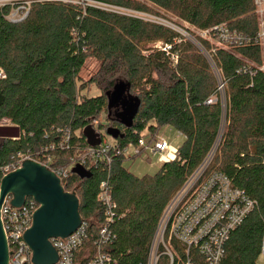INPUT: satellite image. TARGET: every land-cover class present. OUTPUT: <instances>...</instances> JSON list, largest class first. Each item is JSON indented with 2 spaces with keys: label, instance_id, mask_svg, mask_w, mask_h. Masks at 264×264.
<instances>
[{
  "label": "trees",
  "instance_id": "obj_1",
  "mask_svg": "<svg viewBox=\"0 0 264 264\" xmlns=\"http://www.w3.org/2000/svg\"><path fill=\"white\" fill-rule=\"evenodd\" d=\"M103 1L150 11L137 0ZM147 1L199 30L227 23L250 41L216 44L212 52L207 40L196 37L208 57L164 24L99 8L83 11L76 4L36 2L27 18L12 22L6 17L10 7H0V181L1 167L12 156L60 141L69 130L71 146L53 153L52 166L70 169L65 189L79 197L89 242L103 222L97 195L100 183L107 181L117 206L115 237L104 250L110 264H140L148 258L171 198L216 146L209 171L224 173L257 202L232 231L220 264H264V72L257 68L264 51L256 39L260 17L255 0ZM159 41L169 48L150 46ZM89 57L100 67L85 81L80 72ZM119 81L139 100L131 126L122 123V106L109 108L108 94ZM91 84L97 94H89ZM212 96L217 100L207 103ZM88 125L101 139L109 126L120 128L124 137L115 142L122 151L142 136L154 138L165 126L180 133L183 142L177 158L154 174L129 171L123 152H113L109 164L82 165L79 159L90 147L83 135Z\"/></svg>",
  "mask_w": 264,
  "mask_h": 264
},
{
  "label": "built area",
  "instance_id": "obj_2",
  "mask_svg": "<svg viewBox=\"0 0 264 264\" xmlns=\"http://www.w3.org/2000/svg\"><path fill=\"white\" fill-rule=\"evenodd\" d=\"M36 2L76 4L80 5L83 11L88 7H94L162 24L147 12L106 3L103 0H0V7L9 6L7 19L19 22L27 18L31 5ZM255 4L260 17V28L256 39L260 41L264 51V0H255ZM199 37L210 43L212 52H215L217 45L241 46L250 41L247 35L227 23L201 29ZM191 40L198 42L195 37H191ZM158 47L164 50L169 48L165 44ZM173 58L177 61V56ZM257 68L264 72V58ZM218 91L223 97L224 83L221 80H219ZM216 100L217 97L212 96L207 103H213ZM104 134L105 137L101 139L100 144L87 148L86 153L79 159V163L82 165L109 164L113 152H123L126 155L129 147H133L134 156H139L143 152L157 155L160 165L178 156V147L169 143L161 135H156L154 138L150 135L142 136L137 145L129 146L122 151L117 147L115 139L110 136L108 138L106 131ZM70 146L71 132L67 130L60 141L51 142L32 152H19L12 156L9 162L1 167L3 176L20 168L25 160L30 159L53 171L60 178L65 189L64 180L68 178L70 169L53 167V153L57 149H69ZM215 149L216 146L210 150L202 163L171 198L152 239L148 258L146 262L140 264H220L232 231L243 223L255 209L257 202L243 189L236 187L224 173L209 171ZM97 199L104 210V218L97 238L89 242L88 222L84 220L69 236L51 238L50 241L57 251L58 258L54 264H110L112 261L110 254L104 248L115 237L112 224L116 219L117 205L112 198L107 181L100 183ZM10 200V196L6 197V202H3L0 208L8 245L9 264H34L33 253L25 241L24 234L31 227L33 215L39 204L29 197L21 207H13ZM261 257L264 262V239Z\"/></svg>",
  "mask_w": 264,
  "mask_h": 264
},
{
  "label": "water",
  "instance_id": "obj_3",
  "mask_svg": "<svg viewBox=\"0 0 264 264\" xmlns=\"http://www.w3.org/2000/svg\"><path fill=\"white\" fill-rule=\"evenodd\" d=\"M203 52L199 42H194ZM163 45V42L153 43V47ZM208 56V54H206ZM209 57V56H208ZM109 108L123 107L122 123L131 126L132 119L139 105V100L129 95V85L125 81L115 84L108 94ZM106 134L113 139L123 138L120 128L109 126ZM90 146L101 142L100 133L92 125L83 129ZM10 196L13 207H21L27 198H33L39 207L33 215L31 227L24 234L25 241L32 250L34 264H54L57 261V251L50 239L67 237L81 225L80 200L75 191H66L60 178L45 165L25 160L22 166L6 175L0 181V208L6 197ZM0 264H9L8 245L2 225L0 209Z\"/></svg>",
  "mask_w": 264,
  "mask_h": 264
},
{
  "label": "rangeland",
  "instance_id": "obj_4",
  "mask_svg": "<svg viewBox=\"0 0 264 264\" xmlns=\"http://www.w3.org/2000/svg\"><path fill=\"white\" fill-rule=\"evenodd\" d=\"M137 1H140L141 3L145 4L150 8V11H148L147 13L151 14L155 20L162 22V24L174 29L175 31L181 33L183 36H186L189 39H191V37L192 38L199 37V29L194 25H191L190 23L178 18L173 13L158 7L157 5L153 4L150 1L147 0H137ZM150 46L153 47V43ZM156 48L159 47L157 46ZM99 67H100V62L94 57H89L87 58L80 72V76L85 81H88L92 76H94L97 73ZM89 90H90L89 94L98 93V90L94 87L93 84L89 85ZM105 118L106 116L103 115L100 118V121L105 123L106 122ZM143 133H146V131H144ZM160 133L164 138L167 139L169 143H171L175 147H179L180 144L183 142V136L180 135L171 126L164 127ZM106 136L110 138L108 135ZM133 151H134L133 147H129L126 150L127 158L125 160V166L129 171L134 172L135 174L138 175L156 173L160 164V162H158L157 155L143 152L139 156H133L134 153ZM260 262L261 263L263 262L262 257L260 259Z\"/></svg>",
  "mask_w": 264,
  "mask_h": 264
},
{
  "label": "crops",
  "instance_id": "obj_5",
  "mask_svg": "<svg viewBox=\"0 0 264 264\" xmlns=\"http://www.w3.org/2000/svg\"><path fill=\"white\" fill-rule=\"evenodd\" d=\"M3 123H4V124H10V122H8V121H6V122L3 121ZM165 127H166V126H165ZM163 128H164V127H163ZM163 128L160 130V132L163 130ZM158 135H161V133H159ZM161 136H162V135H161ZM133 156H134V155H133ZM160 166H161V165L159 164V167H160ZM159 167H158V169H159Z\"/></svg>",
  "mask_w": 264,
  "mask_h": 264
}]
</instances>
